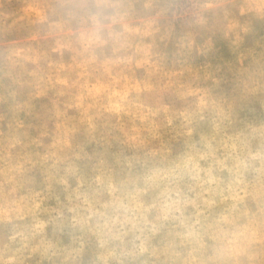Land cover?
<instances>
[{
    "label": "rangeland",
    "instance_id": "1",
    "mask_svg": "<svg viewBox=\"0 0 264 264\" xmlns=\"http://www.w3.org/2000/svg\"><path fill=\"white\" fill-rule=\"evenodd\" d=\"M0 264H264V0H0Z\"/></svg>",
    "mask_w": 264,
    "mask_h": 264
}]
</instances>
